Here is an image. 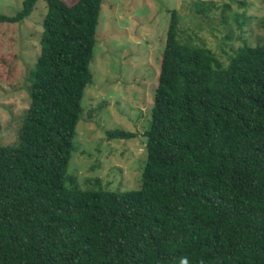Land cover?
<instances>
[{
    "label": "trees",
    "instance_id": "trees-1",
    "mask_svg": "<svg viewBox=\"0 0 264 264\" xmlns=\"http://www.w3.org/2000/svg\"><path fill=\"white\" fill-rule=\"evenodd\" d=\"M45 1L28 72L0 42V81H23L31 100L17 143H0V264H264V43L244 40L225 61L170 10L141 185L82 189L69 164L103 0ZM246 14H234L241 34Z\"/></svg>",
    "mask_w": 264,
    "mask_h": 264
},
{
    "label": "rangeland",
    "instance_id": "rangeland-1",
    "mask_svg": "<svg viewBox=\"0 0 264 264\" xmlns=\"http://www.w3.org/2000/svg\"><path fill=\"white\" fill-rule=\"evenodd\" d=\"M23 1L0 0V14H16ZM203 1L210 4L207 14L198 11ZM245 8L247 22L241 34L234 14ZM172 9L179 11L183 37L205 42L225 61L244 40L250 45L264 43V0H103L91 63L94 79L82 100L83 115L69 164V172L77 176L82 189H139L147 158L143 133L151 121ZM46 13V1L38 0L23 22L0 25L3 52L14 53L26 72L41 52ZM0 70L4 72L2 66ZM30 102L23 81H0V143H17ZM115 129L135 136L110 139L107 131Z\"/></svg>",
    "mask_w": 264,
    "mask_h": 264
}]
</instances>
